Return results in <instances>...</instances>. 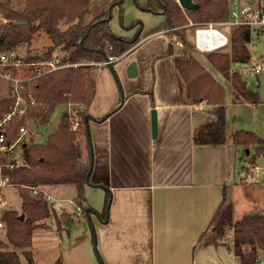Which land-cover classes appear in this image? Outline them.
<instances>
[{
    "label": "trees",
    "instance_id": "obj_1",
    "mask_svg": "<svg viewBox=\"0 0 264 264\" xmlns=\"http://www.w3.org/2000/svg\"><path fill=\"white\" fill-rule=\"evenodd\" d=\"M93 0H0V53L16 51L26 61H46L58 58L66 66L47 73L37 74L39 68L31 66L27 74H36L26 84L23 92L27 101L21 115H13L4 124L6 145H11L20 135V128H31L32 122L48 125L60 104H77L81 109L73 115L69 109L62 112L56 128L45 141H25L16 153L0 151V176L8 184L18 187L22 198V213L5 209L0 213L3 235H0V264H23L20 254L11 246L23 249L22 254L29 261L33 258L31 248L33 233L45 227L47 219L54 216L59 231L65 228L71 214L63 211L59 216L45 195L46 187L64 184L76 186V203L86 217L95 211L104 221L108 218L110 192L106 195L102 211L90 209L86 203L85 186L101 185L91 180L93 154L92 140L88 133L91 119L104 121L117 108L100 118L89 112L97 92L96 69L91 63H107L111 56L119 57L141 40L143 23L134 21L129 28L138 26L132 37L117 35L110 26L112 10L120 7L126 0H111L109 8L91 21H85ZM195 9H183L178 0H148L143 6L134 0L138 7L153 14H163L166 19L152 31L167 29L170 35L179 37L181 45L169 43L165 52L158 57L173 55L178 78L186 88L187 95L194 103L206 102L214 107L215 118L196 129L195 140L198 144H218L226 141L225 88L212 75L209 69L195 55V29L203 23H218L229 18L232 0H192ZM193 23L191 25L190 23ZM193 28V38L189 40ZM252 27L246 24L232 28L228 36V50L216 49L206 53L207 60L230 82L233 103H259L256 89L249 87L234 63H248L251 60L249 44ZM45 34L51 43L42 49H31L36 36ZM191 36V33H190ZM29 47L25 52L19 48ZM113 65V61H112ZM114 74V72L112 71ZM115 76V74H114ZM115 80H117L115 78ZM122 90V89H121ZM16 97L11 88L1 84L0 121L10 113ZM86 116L88 120H86ZM87 137V150L81 146L80 135ZM31 134L28 135V137ZM235 144L246 151V160L251 168L257 159L264 156V137L248 129H238L232 135ZM254 148L251 152L250 148ZM38 189L37 193L33 190ZM212 230L223 239L233 231L234 246L241 263L264 264L258 260V250L264 249V213L247 212L234 219L231 203L220 206L212 220ZM250 247L249 250L247 248ZM53 264H61V258ZM100 264L102 261L100 260Z\"/></svg>",
    "mask_w": 264,
    "mask_h": 264
},
{
    "label": "crops",
    "instance_id": "obj_2",
    "mask_svg": "<svg viewBox=\"0 0 264 264\" xmlns=\"http://www.w3.org/2000/svg\"><path fill=\"white\" fill-rule=\"evenodd\" d=\"M136 13L145 21L141 40L113 63L122 90L117 92L116 82L103 63L89 106L94 118L117 108L104 121L89 122L91 180L101 185L85 186L86 204L102 211L109 191L108 218L104 221L95 213L81 219L82 209L76 200L60 197L75 206L77 218L64 207L58 210L69 212L73 222L61 231L55 225L50 264L59 258L61 264H100V260L102 264H198L197 250L207 246L220 206L231 203L234 215L233 190L243 183L258 185L253 181L260 166L246 171L247 153L233 142L232 135L238 129L264 134L261 100H226V141L198 144L196 129L215 118L214 107L189 98L173 55L157 58L170 42L181 45L165 28L152 31L165 21V15ZM117 30V35L135 34V29L128 35ZM194 52L197 57L198 53L206 57L208 51L195 48ZM131 62L138 71L133 78L128 76ZM111 98L118 99L117 104L97 112ZM152 110L156 112L155 136ZM17 211L22 213V209Z\"/></svg>",
    "mask_w": 264,
    "mask_h": 264
},
{
    "label": "rangeland",
    "instance_id": "obj_3",
    "mask_svg": "<svg viewBox=\"0 0 264 264\" xmlns=\"http://www.w3.org/2000/svg\"><path fill=\"white\" fill-rule=\"evenodd\" d=\"M143 6L147 5L148 0H139ZM111 0H93L90 6L89 11L85 15V21H91L93 18L101 15L103 12H105L109 6H110ZM242 5L244 7H248L246 1H242ZM131 6V8H130ZM116 6L112 10V19L110 20V24L112 28L117 31H121L122 33H125L124 35H128L130 30H134L136 33L138 26L134 28H129L134 21L140 20L142 23H144V19L140 16H136L135 13L138 11L139 13H144L145 11L142 10V8L138 7L137 4L134 2V0H126L123 5V13L122 17L120 16V8ZM137 14V13H136ZM216 28H218L220 31L224 32L227 36L230 35L232 27L228 25H215ZM143 31V30H142ZM193 28L190 30L189 33V40L193 38L192 35ZM191 33V36H190ZM177 40L180 41L179 37L177 36ZM51 43V40L48 36L45 34H41L36 36L34 39L31 49H42L49 45ZM29 47L23 46L19 48L20 52H25ZM249 48L251 51V60L248 63H234L233 68L239 69L244 78L247 80L248 85L252 89H256L259 92L260 100L262 103V108H264V29L260 28H253L252 29V39L249 44ZM191 50H195L194 48H190ZM222 50H228L229 45H226L225 47L220 48ZM203 54L198 53V58L201 59L203 64L209 69V71L212 73V75L222 84V86L225 88V102L226 100H229L232 97V87L230 82L227 80V78L219 71L217 70L208 60L206 57L202 56ZM112 57V56H111ZM116 60V59H115ZM114 60L113 63H116ZM257 63H260L263 67V70L260 73L255 72V66ZM105 64V63H104ZM103 62L100 63H91L92 67L96 69V76L99 77L101 68H103ZM109 70V69H108ZM109 73L111 74L114 82H116V90L122 89V83L117 75L114 76L112 73V70H109ZM117 74V72H116ZM115 78L117 80H115ZM121 88V89H120ZM152 89V84L149 87V91ZM118 102V99L111 98L109 102L103 104L101 108L98 107L97 112L102 113L106 107H111L116 105ZM69 109V111L75 115L77 111L80 108L77 104H60L55 112L54 115L51 117V121L48 125H38L36 123L32 122L30 131L31 135L29 137H26L29 141H45L48 134L57 127L59 120L61 118V114L64 110ZM100 109V110H99ZM213 110V109H212ZM264 127V126H263ZM264 129V128H263ZM90 130V128H89ZM263 133V132H262ZM262 137H264V134H259ZM91 136V132H90ZM80 143L81 146L87 150V137L85 133L82 131L80 135ZM251 152H254V148H250ZM257 165L260 166L259 170V177L257 175L256 179L253 182H258V185L255 184H248L243 183L239 184L237 189L233 190V201L236 204L235 210H234V219H239L242 217L244 213L247 212H259L264 213V156L257 159ZM247 166H249V163L247 161ZM246 166V167H247ZM251 170L253 169L250 167ZM260 181V182H259ZM62 192L59 191V188ZM46 192L51 196L50 204L54 208H56V213L59 216L62 212L58 211L61 210V207L68 210L72 215L75 216L77 213L75 206L70 204L68 201H61L59 198H73L76 199L77 195V189L76 186L73 184H64L62 186H48L46 187ZM91 197V196H90ZM53 199V200H52ZM90 199H94V196H92ZM55 200V201H54ZM97 200V199H96ZM86 205V203L84 202ZM225 206V203H224ZM5 209H14V210H20L22 209V198L18 192V187L8 184L7 186H0V213ZM92 209L91 206H88L86 208V211ZM20 213V211H18ZM81 215V219H84V213L83 210L79 212ZM21 214V213H20ZM95 214V212L90 211V215ZM71 218V217H70ZM86 218V217H85ZM78 221H76L77 223ZM87 222V221H86ZM56 225V219L54 216H51V218L47 219L46 226L37 228L33 233V242L30 249L34 251V256L31 261L26 259L24 255L22 254L23 249L17 248L14 246H11L12 249L16 250L20 256L23 264H50L53 259V252L51 250L52 247V241L53 239H56L54 234V228ZM0 235L4 237L3 235V228L0 227ZM208 244L206 247H200L197 250L196 259L198 261V264H247V263H241L240 257L237 255L235 251L234 246V237H233V231L230 230L228 234L223 237V239H220L216 236V234L211 231L210 234L207 237ZM95 247V246H94ZM250 247L247 248L249 250ZM258 260L262 263H264V249L258 250ZM201 261V262H199ZM203 261V262H202ZM205 262V263H204ZM250 264V263H249Z\"/></svg>",
    "mask_w": 264,
    "mask_h": 264
},
{
    "label": "built area",
    "instance_id": "obj_4",
    "mask_svg": "<svg viewBox=\"0 0 264 264\" xmlns=\"http://www.w3.org/2000/svg\"><path fill=\"white\" fill-rule=\"evenodd\" d=\"M242 1H246L248 7H244L242 5ZM190 24L193 25L192 22ZM242 24L249 25L252 28L264 29V0H232L229 10V18L227 20L218 23H203L198 25L199 27H196L195 47L198 50L207 51L225 47L228 44V36L218 28H216L215 25H228L233 28L237 25ZM209 30L218 32L217 35L222 40L220 43H217V46L215 48L209 47L208 39L204 36V33ZM110 59L114 61L116 57L112 56L110 57ZM31 66H35L37 68L42 67L37 71V74H40L62 68L66 66V64L60 63L58 58L34 62L26 61L25 59L21 58L16 51H6L0 53V90L1 84L5 83L11 88L13 95H15L16 97L15 104L13 105L12 110L5 116L2 121H0V151H11L13 153H16L21 145L26 142L25 138L28 137V135L31 133L30 129L21 127L19 137L15 142L8 146L6 145L5 129L3 128V124L13 115H21L25 111L27 101L23 95V92L26 90L27 82L34 78L36 75L34 73H32L31 75L26 73V69ZM262 70V65L260 63H257L255 66V72L260 73ZM6 184L7 179L0 176V186H4ZM38 191V189L33 190L34 193H37ZM45 195L47 196V198H49V195L46 191ZM2 226L3 225L0 222V227Z\"/></svg>",
    "mask_w": 264,
    "mask_h": 264
},
{
    "label": "water",
    "instance_id": "obj_5",
    "mask_svg": "<svg viewBox=\"0 0 264 264\" xmlns=\"http://www.w3.org/2000/svg\"><path fill=\"white\" fill-rule=\"evenodd\" d=\"M179 3L183 9L192 10V9H195L197 7L196 4L192 0H179ZM0 16H1V14H0ZM106 61L110 65V68L114 72L115 76L117 77L114 66L112 65V60L110 58H107ZM137 74H138L137 65L135 62H131L129 65V68H128V76L133 78V77L137 76ZM86 120H88L87 116H86ZM152 125H153V135L155 136L157 133V123H156V112H155V110H152ZM89 128L90 127L88 125V133H90ZM24 216H25L24 213H21L19 218L21 220H23ZM72 222H73L72 219L68 218L66 221V226H69L70 224H72Z\"/></svg>",
    "mask_w": 264,
    "mask_h": 264
},
{
    "label": "bare ground",
    "instance_id": "obj_6",
    "mask_svg": "<svg viewBox=\"0 0 264 264\" xmlns=\"http://www.w3.org/2000/svg\"><path fill=\"white\" fill-rule=\"evenodd\" d=\"M218 32L209 30L204 33V36L208 39V45L210 48H215L217 46V43H220L222 40L217 35ZM202 41V36H201Z\"/></svg>",
    "mask_w": 264,
    "mask_h": 264
}]
</instances>
